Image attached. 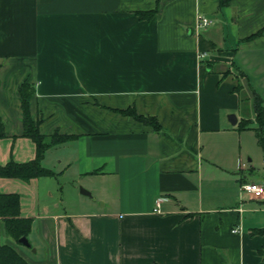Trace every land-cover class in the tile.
<instances>
[{"label": "crops", "instance_id": "crops-1", "mask_svg": "<svg viewBox=\"0 0 264 264\" xmlns=\"http://www.w3.org/2000/svg\"><path fill=\"white\" fill-rule=\"evenodd\" d=\"M24 80L39 132L73 137L45 149L51 174L0 176L31 219L25 246L0 218V245L34 264H264V194L241 187H264V154L237 128L264 98V0H0V165L35 156Z\"/></svg>", "mask_w": 264, "mask_h": 264}, {"label": "trees", "instance_id": "trees-1", "mask_svg": "<svg viewBox=\"0 0 264 264\" xmlns=\"http://www.w3.org/2000/svg\"><path fill=\"white\" fill-rule=\"evenodd\" d=\"M158 1V0H157ZM224 1V0H220ZM155 12V8L147 11H138L137 14L141 18H150ZM259 33V32H258ZM239 86V85H238ZM237 88V87H236ZM34 92V87L27 81H22L18 87L20 96V107L22 114V135L29 137L35 144L34 158L16 162L8 161L4 165H0V176L17 177L22 180H29L33 177H39L51 174V171L41 165L42 155L49 146L63 142L73 135L58 134L54 132L50 135H45L39 132L38 123L30 114L29 102ZM264 98L255 95L254 98V117L243 118L237 124V128H252L256 135L257 143L264 154V110L262 102ZM126 114L133 115L144 123L151 124L154 128H158V122L153 115H137L133 109L122 110ZM4 135L3 125L0 120V137ZM19 194L15 192H0V218L4 232L11 236L15 241L22 236L27 237L30 232L31 219L29 217L20 216ZM256 232L264 233V227L257 229ZM260 254H264V249L260 250ZM0 264H34L23 258L14 247L3 243L0 245ZM47 264V263H38Z\"/></svg>", "mask_w": 264, "mask_h": 264}, {"label": "built area", "instance_id": "built-area-1", "mask_svg": "<svg viewBox=\"0 0 264 264\" xmlns=\"http://www.w3.org/2000/svg\"><path fill=\"white\" fill-rule=\"evenodd\" d=\"M212 22V20L210 18H207L201 14H198L196 16V20H195V26L197 28L203 27V26H207ZM204 52H200L198 53V56H203ZM242 189H244L245 191L252 193L255 196H259L261 194H264V187L261 184H257L254 182H245L241 185ZM160 204V200L156 199L155 201V211H158V206ZM236 229H234L235 231Z\"/></svg>", "mask_w": 264, "mask_h": 264}, {"label": "water", "instance_id": "water-1", "mask_svg": "<svg viewBox=\"0 0 264 264\" xmlns=\"http://www.w3.org/2000/svg\"><path fill=\"white\" fill-rule=\"evenodd\" d=\"M228 120H229L230 123L234 124L236 122V116H235V114L234 113H230L228 115ZM18 242L21 243V244H23V245H25V246H29L30 245L27 237H25V236L20 237L18 239Z\"/></svg>", "mask_w": 264, "mask_h": 264}, {"label": "rangeland", "instance_id": "rangeland-1", "mask_svg": "<svg viewBox=\"0 0 264 264\" xmlns=\"http://www.w3.org/2000/svg\"><path fill=\"white\" fill-rule=\"evenodd\" d=\"M61 182V181H60ZM78 186H80V187H82V188H84L81 184H79ZM17 242V241H16ZM18 244H19V242H17Z\"/></svg>", "mask_w": 264, "mask_h": 264}]
</instances>
